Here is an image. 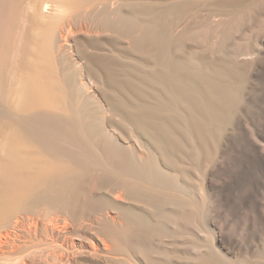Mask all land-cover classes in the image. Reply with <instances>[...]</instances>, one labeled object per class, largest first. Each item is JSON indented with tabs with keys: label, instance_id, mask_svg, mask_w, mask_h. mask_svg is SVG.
<instances>
[{
	"label": "bare ground",
	"instance_id": "bare-ground-1",
	"mask_svg": "<svg viewBox=\"0 0 264 264\" xmlns=\"http://www.w3.org/2000/svg\"><path fill=\"white\" fill-rule=\"evenodd\" d=\"M261 9L264 0H0V264H264V232L259 249L228 257L204 211L216 192L205 170L246 102L236 61L254 55L227 43ZM77 33L106 37L111 55L80 51L73 70ZM187 41L216 58L187 53ZM76 81L92 90L83 96Z\"/></svg>",
	"mask_w": 264,
	"mask_h": 264
},
{
	"label": "rangeland",
	"instance_id": "rangeland-1",
	"mask_svg": "<svg viewBox=\"0 0 264 264\" xmlns=\"http://www.w3.org/2000/svg\"><path fill=\"white\" fill-rule=\"evenodd\" d=\"M197 15L199 20L205 18V13L202 11L198 12ZM250 15H248L244 28L242 26L233 32V36L231 35L232 37L229 38L227 43V48H230V51L232 50L231 48L242 49L243 46V49L248 46V48L252 47L251 49L254 50L253 57H250L247 62L243 59L236 61L237 66H239L238 68L242 70L243 76L246 77V90L243 92L246 102L234 120L232 129L227 133L221 153L205 170V173L210 175L212 183H214L216 188L212 202L206 203L204 206L205 220L209 224H212L211 226H214L213 232H209L208 234V239L212 241L215 235L220 233L224 237L225 253L228 254V257L234 259L236 258L234 257L236 254L244 255L246 252L251 253L259 249L264 232V162H259L254 157L252 147L254 146L264 153V44L261 43L262 39H264V9L250 12ZM21 17L22 19H20ZM21 17L17 25L19 23L20 27H24V15L21 14ZM220 18L222 19V17H214L212 20L210 19L212 23L209 22L215 25L221 20ZM20 27L17 26L14 29V35L16 36L13 37V49L9 56H12L11 58L14 57V59L16 58L14 48L18 45L20 30L22 31L23 29ZM181 30L182 27L176 28L174 34L178 35ZM15 40H18L16 44ZM92 42L93 44L97 43L99 47H97V44L96 46L94 45L95 47L91 45ZM70 43L71 50L66 53L65 59L72 64L71 68L73 70H81L85 64L84 60L78 58V52L80 51L88 53L102 52L111 55L107 47V38L103 36H91L90 38L77 33L74 34ZM234 45H238L239 47H235ZM184 48V51H188L187 53L191 51L194 54L197 53L198 57L205 56L207 58L208 56L207 59H213L217 56L216 53L213 54L208 49L206 51L204 48L202 49L198 46L196 48V44L189 43L188 41L185 43ZM228 50L226 49V51ZM194 51L198 52L195 53ZM14 59L10 61L11 67ZM81 73L84 74V69ZM75 85L80 89V94L83 96L92 90V88L84 90V87L78 81L75 82ZM191 176L195 181L192 185L194 188L193 196L198 198V184L201 186L202 178L199 177L197 179L193 173H191ZM196 181L198 184H196ZM258 207L263 210V220H255L253 222L250 220L252 217L259 219L257 213ZM38 231H40L39 228L36 232ZM41 233H37L38 236L35 234L36 239L41 238L43 235L39 236ZM25 234L24 236L27 237V234ZM180 244L182 243H177L176 250L180 251L184 249ZM41 248L45 249V246L42 245ZM185 251L187 252L188 249L185 248ZM185 251L183 250V252Z\"/></svg>",
	"mask_w": 264,
	"mask_h": 264
}]
</instances>
